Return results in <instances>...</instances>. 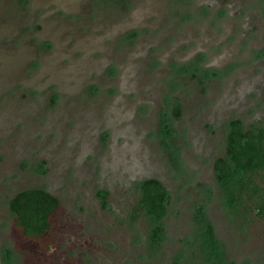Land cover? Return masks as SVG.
<instances>
[{
  "label": "rangeland",
  "instance_id": "1",
  "mask_svg": "<svg viewBox=\"0 0 264 264\" xmlns=\"http://www.w3.org/2000/svg\"><path fill=\"white\" fill-rule=\"evenodd\" d=\"M232 119L264 127V0H0V264H264L213 169ZM32 188L59 206L26 239L8 202Z\"/></svg>",
  "mask_w": 264,
  "mask_h": 264
},
{
  "label": "trees",
  "instance_id": "2",
  "mask_svg": "<svg viewBox=\"0 0 264 264\" xmlns=\"http://www.w3.org/2000/svg\"><path fill=\"white\" fill-rule=\"evenodd\" d=\"M213 169L218 185L224 191L225 201L235 215H253L264 221V186L258 178L264 169V127L245 128L240 119L228 123L225 156L215 159ZM139 207L153 221L149 241L156 244L162 234L160 221L167 212L169 195L165 186L155 178L138 185ZM101 206L106 207L108 192L99 190ZM21 234L26 239L39 238L51 228L50 218L59 206L58 199L44 189H25L8 202ZM206 234L214 241L212 230L206 224ZM9 263L11 252L6 250Z\"/></svg>",
  "mask_w": 264,
  "mask_h": 264
}]
</instances>
